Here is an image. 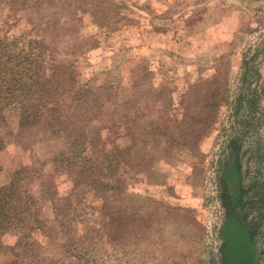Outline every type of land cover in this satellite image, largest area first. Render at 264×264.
Segmentation results:
<instances>
[{
  "label": "rangeland",
  "instance_id": "1",
  "mask_svg": "<svg viewBox=\"0 0 264 264\" xmlns=\"http://www.w3.org/2000/svg\"><path fill=\"white\" fill-rule=\"evenodd\" d=\"M0 34L94 91L0 122V264H264V0H0Z\"/></svg>",
  "mask_w": 264,
  "mask_h": 264
},
{
  "label": "trees",
  "instance_id": "2",
  "mask_svg": "<svg viewBox=\"0 0 264 264\" xmlns=\"http://www.w3.org/2000/svg\"><path fill=\"white\" fill-rule=\"evenodd\" d=\"M22 38L21 36L7 37L0 34V122L6 119L8 112L15 111L18 113V117H25L28 125L36 124L41 114H48L50 117V120L47 121L48 125L56 131L64 130L66 127L71 130L72 125H79V119H82V123L81 121L80 123L85 126L92 118V113L88 114L89 112L85 111L91 108V106L87 107V102L89 96L92 98L94 92L92 88L81 91V88L75 87V79L70 66L64 64L55 68L50 80L46 79L44 72L46 64L43 58L45 50L42 43L31 38L27 40L30 43H22ZM52 83L56 85L53 86ZM73 93H75L74 100L71 99ZM258 98L259 96H256L254 100L256 101ZM88 105L90 104L88 103ZM134 112L119 117L132 122L128 127L132 134L135 135L137 131H140V135H142L146 130L142 123H139L140 116L134 115ZM70 114L75 117V120L71 121V116L66 124L65 116ZM116 115L119 113L114 114L108 120L110 122L117 121L119 118L115 117ZM73 129L78 130L77 127H73ZM141 137L136 138L132 147L135 150L133 153H138L137 140ZM14 183L12 181L9 185H3L0 190L13 189ZM224 189L227 193V184ZM225 196L228 197L227 194ZM5 203L1 196L0 230L7 227L3 222L10 219L9 215L2 213ZM233 208L234 206L231 205L230 209Z\"/></svg>",
  "mask_w": 264,
  "mask_h": 264
},
{
  "label": "crops",
  "instance_id": "3",
  "mask_svg": "<svg viewBox=\"0 0 264 264\" xmlns=\"http://www.w3.org/2000/svg\"><path fill=\"white\" fill-rule=\"evenodd\" d=\"M0 173H4V172L0 171ZM12 175H13V172L12 170H10L8 171V177H7V174L0 176V186L7 185L10 182H12V179H13Z\"/></svg>",
  "mask_w": 264,
  "mask_h": 264
}]
</instances>
